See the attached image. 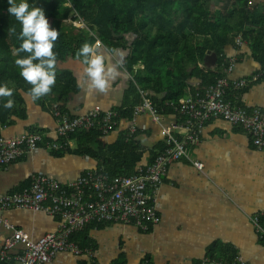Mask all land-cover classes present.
<instances>
[{"label": "crops", "instance_id": "crops-1", "mask_svg": "<svg viewBox=\"0 0 264 264\" xmlns=\"http://www.w3.org/2000/svg\"><path fill=\"white\" fill-rule=\"evenodd\" d=\"M235 1L210 0L209 10L227 12ZM248 7L264 18V0H248ZM258 32L264 34V27L246 25L239 32H229V41L218 53L209 50L203 58H197L198 67L186 60L183 65L188 76H163V84L156 91L141 88L134 76L126 75L121 65L124 51L113 52L99 46L97 51L104 55L106 64L115 65L118 72L106 92L89 93L84 65L79 59H68L59 68L72 72L75 89L61 97L51 96L43 103L40 98L33 100L28 92L18 89L19 98L12 99L13 112L0 121V136H16L36 129L58 140L53 113L57 106L69 115H82L95 107L102 111L129 107L131 116H119L116 129L102 137L103 151L113 153V144L121 135L127 140L134 137L143 152L136 171L151 163L161 150L164 142L161 126L168 127L177 137L187 132L184 118L168 107L170 101L176 100L169 99L173 96L172 89L178 88L179 99L188 92L198 89L201 92L208 84L210 86L216 74L232 81L264 72V50L260 51L253 43ZM137 65L140 67L135 69L143 67ZM207 71L213 76H206ZM131 82L137 87L140 98L137 103L135 96L129 95ZM142 92L156 105L161 115L159 122L148 112L133 114L134 108L143 102ZM226 98L250 111L253 108L264 111V75L243 88L228 87ZM5 102H0V111L5 109L2 107ZM133 121L136 130L129 136L128 128ZM68 148L71 150L54 153L41 147L1 167L0 194L22 190L34 174L43 173L64 184L101 164V158L75 152V140L69 141ZM188 155L167 165L155 202L160 221L154 227L144 231L133 223L88 224L71 236L81 252L63 250L44 264H210L211 260L233 256H240L247 264H264V238L251 221L252 215L264 210L263 152L254 146L251 136L241 127L216 117L196 132ZM194 162L201 164V169ZM2 216L14 228L26 231L34 241L55 232L60 221L58 215L30 209L11 208ZM11 235L12 230L1 223L0 247ZM24 249L21 243L13 246L9 250V264H19L16 255ZM0 264L8 263L0 260Z\"/></svg>", "mask_w": 264, "mask_h": 264}, {"label": "trees", "instance_id": "trees-1", "mask_svg": "<svg viewBox=\"0 0 264 264\" xmlns=\"http://www.w3.org/2000/svg\"><path fill=\"white\" fill-rule=\"evenodd\" d=\"M28 3L30 7L43 8L50 26L59 33L53 48L57 60L56 81L51 92L40 97L42 103L51 96L61 97L68 90L75 89L72 72L59 66L65 64L68 59L72 61L78 59L77 53L84 43L95 45L99 41L100 48L107 47L109 51L120 53L124 51V61L121 65L127 71L126 75L134 76L141 88L156 91L163 84V76H188L183 65L186 60L191 66L198 67L197 58H203L209 50L218 53L229 41V32H239L246 25L264 27L263 15L258 16L251 10L248 7V0H236L229 11L214 13L209 10L210 0H28ZM7 8V0H0V84H6L11 88L13 90L11 99L16 96L14 99L16 100L20 96L18 89L29 92L32 85L19 75V69L15 65L17 58L28 54L18 51L22 42L18 38L21 25L15 17L8 14ZM72 11L83 19L87 30L74 25L67 26L66 22ZM12 29H15V32ZM253 43L263 51L264 34L258 32ZM262 55L264 57V51ZM137 64L143 67L135 69L134 66ZM205 75L213 76L208 71ZM214 76L219 77L217 74ZM217 77L211 78L210 85ZM172 90L173 96L169 99L178 100V88ZM129 95L135 96L136 103L140 100L134 82L129 86ZM8 99L9 97H0V102ZM110 111L117 112L122 117H130L132 114V108L129 107ZM12 112L13 108L2 109L0 121H4ZM56 112L63 114L67 111L59 106L54 107L53 113L57 120ZM30 131L39 132L36 129ZM40 133L44 135L45 140L50 139L44 132ZM102 135L99 128L92 127L89 130L79 129L71 132L66 138L58 137V141L75 140L77 142L75 152L101 158L98 168H102L103 172L109 175L134 173L143 156L136 139L133 137L127 140L121 135L113 144V153L108 154L103 151ZM68 147L69 145L65 149L53 152L71 150ZM163 147L164 145L161 150ZM235 257L219 259L232 261Z\"/></svg>", "mask_w": 264, "mask_h": 264}, {"label": "built area", "instance_id": "built-area-1", "mask_svg": "<svg viewBox=\"0 0 264 264\" xmlns=\"http://www.w3.org/2000/svg\"><path fill=\"white\" fill-rule=\"evenodd\" d=\"M71 16L70 21H76L71 25L88 29L75 11ZM238 42H241V38ZM136 66L138 65L134 68ZM263 75L264 72L261 71L251 75L249 79L232 81L219 76L203 92L191 91L178 100L170 101L168 107L184 118L187 132L184 136L177 137L168 127L161 126L164 136L163 149L151 163L138 167L132 174L109 175L103 172L102 168H94L88 169L70 182L61 184L52 176L40 173L34 174L29 185L22 190L0 194V224L12 230V235L7 237L0 247V260L9 264V250L18 243L25 247L23 252L16 255L19 264L51 262L63 250L79 253L81 248L77 242L71 240V236L91 223H133L141 230H150L160 221L155 202L166 175L167 165L189 156V146L195 141L196 132L211 118L221 117L241 127L251 136L254 146L264 154V111L259 108L250 111L226 98L228 87L243 88ZM142 95L143 102L134 108L133 114L148 112L159 122L161 115L157 112L156 105L146 99L143 92ZM119 116L117 112L102 111L99 107L74 117L56 112L55 133L57 138L62 139L76 130H89L93 127L99 128L104 137L116 129ZM135 130L133 121L128 128V135L131 136ZM44 138L42 133L31 131L10 137L0 136V168L41 147L61 150L69 145V141L60 142ZM194 165L201 169L198 162H194ZM11 208L41 210L58 215L59 227L55 232L47 233L34 241L26 231L14 228L3 219V212ZM251 221L256 232L264 238V210L252 215ZM209 263L247 264L240 256H236L232 261L219 259Z\"/></svg>", "mask_w": 264, "mask_h": 264}, {"label": "clouds", "instance_id": "clouds-1", "mask_svg": "<svg viewBox=\"0 0 264 264\" xmlns=\"http://www.w3.org/2000/svg\"><path fill=\"white\" fill-rule=\"evenodd\" d=\"M7 12L15 17L21 25L19 39V52L28 55L15 60V65L19 69V75L32 85L28 95L33 100H37L51 92L56 81V54L53 51L54 42L59 33L57 29L49 24L43 8L31 6L28 0H7ZM15 32V29H12ZM100 42L90 45L84 43L78 53L77 58L84 65V75L88 78L87 89L91 93L93 90L106 92L110 87V82L118 75L117 67L106 64V58L97 49ZM78 86H81L78 82ZM13 90L6 84H0V97H9L2 104L5 109H11L14 102L11 99Z\"/></svg>", "mask_w": 264, "mask_h": 264}, {"label": "rangeland", "instance_id": "rangeland-1", "mask_svg": "<svg viewBox=\"0 0 264 264\" xmlns=\"http://www.w3.org/2000/svg\"><path fill=\"white\" fill-rule=\"evenodd\" d=\"M72 13H73V15H74V11H72ZM70 16H71V15H70ZM70 16H69V18H68V21L66 22V23H67V26H69V27L71 26L72 23H75V22H76V21H75V22H71L70 20H72V19H71ZM100 46H101V45H100ZM138 66H139V65H138Z\"/></svg>", "mask_w": 264, "mask_h": 264}]
</instances>
